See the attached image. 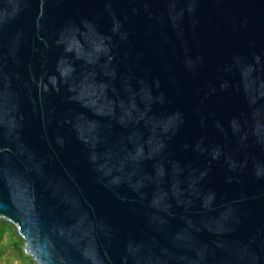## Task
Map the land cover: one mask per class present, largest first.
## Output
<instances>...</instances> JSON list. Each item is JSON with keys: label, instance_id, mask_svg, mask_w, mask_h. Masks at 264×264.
Wrapping results in <instances>:
<instances>
[{"label": "water", "instance_id": "95a60500", "mask_svg": "<svg viewBox=\"0 0 264 264\" xmlns=\"http://www.w3.org/2000/svg\"><path fill=\"white\" fill-rule=\"evenodd\" d=\"M35 264H264V0H0V222Z\"/></svg>", "mask_w": 264, "mask_h": 264}, {"label": "rangeland", "instance_id": "374dc122", "mask_svg": "<svg viewBox=\"0 0 264 264\" xmlns=\"http://www.w3.org/2000/svg\"><path fill=\"white\" fill-rule=\"evenodd\" d=\"M0 264H35L31 257L12 245V239L5 235L0 239Z\"/></svg>", "mask_w": 264, "mask_h": 264}, {"label": "trees", "instance_id": "16d2710c", "mask_svg": "<svg viewBox=\"0 0 264 264\" xmlns=\"http://www.w3.org/2000/svg\"><path fill=\"white\" fill-rule=\"evenodd\" d=\"M5 235H8L12 239V245L22 251L23 241L21 238L17 235L14 228L5 221L0 222V239H2ZM30 257V256H28Z\"/></svg>", "mask_w": 264, "mask_h": 264}]
</instances>
